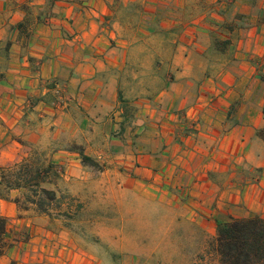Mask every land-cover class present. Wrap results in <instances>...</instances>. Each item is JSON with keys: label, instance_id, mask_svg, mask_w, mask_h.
<instances>
[{"label": "crops", "instance_id": "1", "mask_svg": "<svg viewBox=\"0 0 264 264\" xmlns=\"http://www.w3.org/2000/svg\"><path fill=\"white\" fill-rule=\"evenodd\" d=\"M142 51L165 85L134 95ZM263 107L264 0H0V176L43 153L41 186L95 210L170 205L213 231L264 218ZM23 192L0 184V264H94L68 218L18 207Z\"/></svg>", "mask_w": 264, "mask_h": 264}, {"label": "rangeland", "instance_id": "2", "mask_svg": "<svg viewBox=\"0 0 264 264\" xmlns=\"http://www.w3.org/2000/svg\"><path fill=\"white\" fill-rule=\"evenodd\" d=\"M161 38L162 34H153L140 42L152 54ZM142 52L130 59L135 65H128L124 72L130 78V94L134 95L154 93L165 85L161 77L166 69L138 66L145 62ZM37 158L44 164L40 161L45 158L43 153ZM58 194L66 196L61 212L70 211L71 215L51 211V216L69 219L66 227L95 257L94 264H220L214 249L217 225L214 231L208 225L202 226L197 213L177 211L170 205L164 210L158 204H133L128 198L125 203H113L108 211L95 210L89 199L81 201L66 191ZM77 204L80 207L76 209Z\"/></svg>", "mask_w": 264, "mask_h": 264}, {"label": "trees", "instance_id": "3", "mask_svg": "<svg viewBox=\"0 0 264 264\" xmlns=\"http://www.w3.org/2000/svg\"><path fill=\"white\" fill-rule=\"evenodd\" d=\"M258 135L264 139V126ZM78 153L82 164L99 167L82 149L79 148ZM51 171V164L43 166L38 161H24L2 168L0 184L7 189H24L21 198H15L20 208L26 209L33 205L40 213L51 216V211H59L58 215L69 217L70 211L61 212L62 201L66 196L41 186ZM79 207L80 204H77L76 209ZM5 231L6 220L0 217V255L6 245ZM214 243L220 264H264V218H233L218 223Z\"/></svg>", "mask_w": 264, "mask_h": 264}]
</instances>
